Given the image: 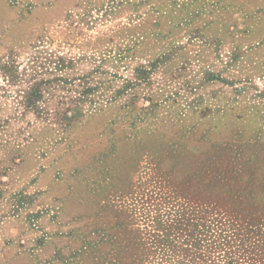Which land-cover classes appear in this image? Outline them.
<instances>
[{
	"label": "rangeland",
	"instance_id": "374dc122",
	"mask_svg": "<svg viewBox=\"0 0 264 264\" xmlns=\"http://www.w3.org/2000/svg\"><path fill=\"white\" fill-rule=\"evenodd\" d=\"M212 219L264 264V0H0V264H199L138 240Z\"/></svg>",
	"mask_w": 264,
	"mask_h": 264
},
{
	"label": "trees",
	"instance_id": "16d2710c",
	"mask_svg": "<svg viewBox=\"0 0 264 264\" xmlns=\"http://www.w3.org/2000/svg\"><path fill=\"white\" fill-rule=\"evenodd\" d=\"M200 225V229H198ZM190 224H187V227H190ZM175 228L180 229V226L171 225L169 228ZM163 226V224H160L157 222L153 226H151V230H146L143 232V235L139 237L138 242L141 244H149L151 247H154V254L158 252L157 254L162 252V248H166V251L170 248L176 247V246H183L184 251H189L191 254L193 253L195 258H200L201 262L199 264H213V261H210L206 259V257L202 256L200 250L203 245L207 244L205 243L207 241L206 236L201 237V235H204V232H210L212 235L216 234L217 231L219 232V238L222 239L221 242L211 241L210 249L220 250L223 249L224 244L228 243L227 238L231 235H228V227L225 226L220 220L212 219L208 222H202L200 224L195 223L193 227L191 226V229L188 230V234L185 235V238L181 240V242L176 241V237L179 238V236L182 235H175V232L170 231V229ZM188 229V228H186ZM225 232V233H222ZM145 234L148 236V238L145 237ZM198 235V236H197ZM170 236H172L170 238ZM203 242V244H202ZM158 243V244H157ZM179 243V244H178ZM160 245V249L159 246ZM222 251V250H221ZM233 252L226 254L225 257V264H235L237 263V260L233 257ZM135 259H138V257H135ZM136 260H133V264ZM158 261V264H174V261L166 258L161 255V258ZM187 264L194 263V259L190 258L187 261ZM150 264H154V262H151V259L149 260ZM181 263L180 261H177L175 264Z\"/></svg>",
	"mask_w": 264,
	"mask_h": 264
}]
</instances>
